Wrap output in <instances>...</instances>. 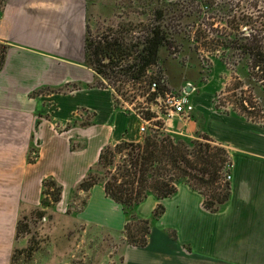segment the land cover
I'll return each instance as SVG.
<instances>
[{"label": "crops", "instance_id": "crops-1", "mask_svg": "<svg viewBox=\"0 0 264 264\" xmlns=\"http://www.w3.org/2000/svg\"><path fill=\"white\" fill-rule=\"evenodd\" d=\"M87 9V0H6L0 13V40L10 45L0 71V264L10 262L19 212H48L41 204L44 181L62 187L60 201L50 209L60 217L104 146L142 139V121L119 111L111 90L86 87L94 81L85 63ZM66 85L78 88L32 96ZM192 94L193 118L184 120L186 129L166 131L194 138L198 118L205 133L225 146L230 199L220 212L210 213L203 196L183 183L172 197L148 196L136 215L148 219L159 204L164 213L146 246L134 247L125 243L121 206L101 185L78 192L81 206L71 214L118 241L119 264H264V124L217 112L206 95Z\"/></svg>", "mask_w": 264, "mask_h": 264}, {"label": "trees", "instance_id": "trees-1", "mask_svg": "<svg viewBox=\"0 0 264 264\" xmlns=\"http://www.w3.org/2000/svg\"><path fill=\"white\" fill-rule=\"evenodd\" d=\"M186 1L195 3L197 0L164 2L160 6L155 5L151 8L145 15L148 22L145 35L140 38L130 37L124 40L117 34L92 38L87 25L85 63L94 72V82L87 84L86 87L111 90L116 105L118 91L109 83L114 85L116 82H124L120 81L122 78H126L125 81H140L145 78L151 67L158 65L162 50L169 52L177 48L168 27L163 24V17L172 7L176 9ZM0 2H2L1 13L6 0ZM205 9L210 10L211 5L208 4ZM229 12L231 10L221 8L216 14L222 16L220 22H225L226 27L234 31L233 39H226L227 36L221 35L223 39L213 40L212 43L187 44V50L195 53L201 48L208 52L222 51L226 55L222 61L231 71L237 72L238 68H242L245 77L250 79L259 75L261 79L256 80V83H263L264 29L256 31L250 28L253 22L244 15L240 17L233 15L231 19ZM187 14L188 19L195 18L191 16V12ZM224 17L228 18L224 19ZM197 18L199 17L194 21L190 20L191 23H196ZM212 19L215 20V17ZM211 26L213 27L214 24ZM181 35L180 38L188 36L186 33ZM183 46L180 44V48ZM9 48L8 43L0 40V71L4 67ZM152 79L158 82L160 90L168 88L167 81L160 72ZM64 88L39 90L32 96L46 92L61 93L78 87L66 85ZM246 103L251 104L247 100L240 104L243 114L262 116L259 109L250 113ZM143 118L154 121V126L146 131L140 142L122 141L104 146L100 150L96 164L89 169L72 194L67 210L69 214L73 199L77 198L78 192H87L94 185H101L106 197L121 206L126 218L123 232L125 243L134 247L146 246L152 226L164 213V207L159 204L148 219H141L136 215V208L148 196H153L157 200L172 197L177 192V186L183 183L203 196V206L210 213L220 212L230 199V182L223 181V174L231 168V158L225 147H216V149L212 147L214 141L205 133L197 135L193 140L171 136L163 128V123L155 120L154 114L150 111H146ZM78 124L84 127L88 126L89 122L73 121L72 123V125ZM68 127L69 125L65 129ZM42 193L47 198L45 201L42 199V206L52 208L61 199L62 187L54 180L48 179L43 183ZM46 215L47 212L44 210H33V216L36 218L41 219ZM22 219L26 218L22 217ZM22 219L18 218L16 223L15 239L29 233L28 224L23 223ZM170 236L175 237L173 232ZM33 252L32 246L25 249L14 248L9 264H15L21 257L29 259Z\"/></svg>", "mask_w": 264, "mask_h": 264}, {"label": "rangeland", "instance_id": "rangeland-1", "mask_svg": "<svg viewBox=\"0 0 264 264\" xmlns=\"http://www.w3.org/2000/svg\"><path fill=\"white\" fill-rule=\"evenodd\" d=\"M164 2L170 1L87 0V25L90 36L94 38L100 35L117 34L124 40L130 39V37L132 39L133 37L140 38L145 35L148 25L145 15L155 5L160 6ZM208 4L211 5L210 10L205 9ZM1 5L2 2H0ZM221 8L231 10L230 18L233 15L237 17L244 15L250 18L253 22L250 28L256 31L264 29V0H197L195 3L186 1L176 9L172 7L164 15L163 24L168 27L177 48L169 52L162 50L158 65L151 67L145 78L140 81H125L126 78H122L120 81L124 82H116L114 85L109 83L118 91L116 95L117 109L126 114H133L136 111L145 113L148 107L154 106L152 98H145L146 86L148 81L153 80L152 78L160 72L171 90L175 91L190 85L195 89L192 97L200 94L206 95V99L212 104L215 111L222 114L238 115L245 119L250 117L249 120L254 122L262 120L264 124V82L256 83V80L261 79L259 75L248 79L242 68H238L237 72L231 71L222 61L226 57L222 51L208 52L201 48L199 52L195 53L187 50V44L212 43L213 40L223 39L224 37L221 35L227 36L226 39H233L234 31L227 28L225 22H220L222 16L216 14L217 10L219 11ZM189 12L192 17H199L196 23H191L195 18H187ZM212 17H215V20ZM227 18L224 17V19ZM211 24L214 26L212 27ZM184 33L189 38L188 36L180 38ZM262 35L264 37V34ZM198 37L199 41L196 42ZM180 44L184 46L180 48ZM244 100L251 103L249 105L246 103L250 113H254L257 109L261 110L262 119L260 116L243 114L240 104ZM188 117L192 119L193 115L180 120L178 118L169 119L170 121L167 126L164 125V128L173 132L181 128L186 129V126L182 124ZM196 119L194 138L205 133L202 124H199L198 118ZM153 123L154 121L148 122L146 129L152 128ZM170 135L180 137L174 134ZM194 138L184 139L193 140ZM213 141L212 147L215 149L216 147H225L214 139ZM31 157L34 158V156ZM226 172L230 171L226 170ZM43 199L45 201L47 198ZM76 200L78 199H73L69 214H74L81 206V201L79 200L80 203H78ZM48 209L47 215L41 219L33 216L34 209L29 211L20 209L19 218H26L22 219V222L28 224L29 233L15 239L12 250L32 246L34 252L29 259L21 257L15 264L120 263V244L112 235L102 234L100 231L78 223L74 219V215L70 216L67 212L60 217H54L51 208ZM2 257L0 253V262H2Z\"/></svg>", "mask_w": 264, "mask_h": 264}, {"label": "built area", "instance_id": "built-area-1", "mask_svg": "<svg viewBox=\"0 0 264 264\" xmlns=\"http://www.w3.org/2000/svg\"><path fill=\"white\" fill-rule=\"evenodd\" d=\"M187 86H184L178 90H160L159 84L156 80L148 81L146 86V94L145 98H152L154 101V106L148 107L145 111H150L154 114L155 120L160 121L163 123L166 120L171 118H185L189 116L193 110L194 106L190 100V94L194 92V88L191 87L190 91L187 92ZM141 121L142 124L139 127V134L143 135L146 133V124L150 122V120H145L144 113L140 112H133ZM260 123L263 124V121L260 120ZM156 128V127H154ZM35 157V155H33ZM232 176L230 172H226L223 174V181L224 182H231Z\"/></svg>", "mask_w": 264, "mask_h": 264}, {"label": "water", "instance_id": "water-1", "mask_svg": "<svg viewBox=\"0 0 264 264\" xmlns=\"http://www.w3.org/2000/svg\"><path fill=\"white\" fill-rule=\"evenodd\" d=\"M190 89H191V86H190V85H188V86L186 87V89H185V90H186L187 92H189V91H190Z\"/></svg>", "mask_w": 264, "mask_h": 264}]
</instances>
